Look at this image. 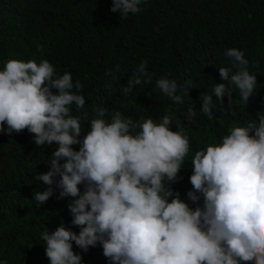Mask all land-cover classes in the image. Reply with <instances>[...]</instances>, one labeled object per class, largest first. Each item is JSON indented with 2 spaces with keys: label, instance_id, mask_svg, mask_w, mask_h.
<instances>
[{
  "label": "clouds",
  "instance_id": "clouds-1",
  "mask_svg": "<svg viewBox=\"0 0 264 264\" xmlns=\"http://www.w3.org/2000/svg\"><path fill=\"white\" fill-rule=\"evenodd\" d=\"M141 3L112 0L110 10L126 18L139 13ZM224 55L231 67L218 70L226 83L199 97L209 120L225 95L231 105L238 91L247 104L256 90L244 52L229 48ZM151 82L142 62L120 91L128 95ZM156 87L183 103L175 80L161 78ZM81 89L71 73L57 75L47 60L11 59L0 70V132L10 136L27 129L37 146L58 145L48 170L34 177L48 188L35 192L33 200L46 203L55 185L60 198H72L71 224L80 229L61 224L41 233L50 264H82L73 242L84 252L102 246L109 264H264V114L195 152L187 193L193 208L171 187L190 144L182 131L172 130L170 117L136 123L116 111L108 121L107 109L98 107V118L82 135L80 117L71 115L72 105H85ZM188 113L190 119L195 115L193 109Z\"/></svg>",
  "mask_w": 264,
  "mask_h": 264
},
{
  "label": "trees",
  "instance_id": "trees-1",
  "mask_svg": "<svg viewBox=\"0 0 264 264\" xmlns=\"http://www.w3.org/2000/svg\"><path fill=\"white\" fill-rule=\"evenodd\" d=\"M111 7L112 0H0V70L11 59L47 60L57 75L71 73L85 98L82 109L71 106V115L81 119L82 135L98 118V107L107 109L103 118L108 121L116 111L136 123L169 116L172 130L182 131L190 144L171 187L194 208L187 193L195 152L264 114V0H142L141 11L126 18ZM229 48L244 52L256 90L247 104L238 91L231 105L225 95L209 120L200 111L199 97L210 94L216 83H226L218 68L231 67L224 55ZM142 62L152 82L123 95L121 87ZM161 78L177 82L183 103L156 87ZM189 109L195 112L191 119ZM57 147L37 146L27 129L10 136L0 132V264H50L41 233L61 224L79 233L68 211L72 198H60L55 185L46 203L33 200L35 192L48 188L34 177L48 170ZM72 147L79 150V145ZM73 251L82 264H109L100 245L84 252L73 242Z\"/></svg>",
  "mask_w": 264,
  "mask_h": 264
}]
</instances>
